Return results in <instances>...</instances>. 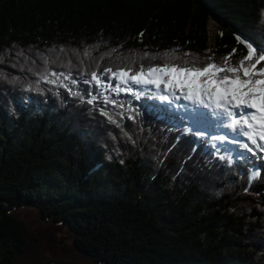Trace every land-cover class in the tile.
Returning <instances> with one entry per match:
<instances>
[{"label": "trees", "instance_id": "obj_1", "mask_svg": "<svg viewBox=\"0 0 264 264\" xmlns=\"http://www.w3.org/2000/svg\"><path fill=\"white\" fill-rule=\"evenodd\" d=\"M262 12L264 0H0V264L49 262L27 207L101 264H264V158L229 163L150 92H106L120 108L59 86L86 101L93 71L203 65L233 49L237 61L236 36L264 48ZM100 108L123 113L131 139Z\"/></svg>", "mask_w": 264, "mask_h": 264}, {"label": "snow or ice", "instance_id": "obj_2", "mask_svg": "<svg viewBox=\"0 0 264 264\" xmlns=\"http://www.w3.org/2000/svg\"><path fill=\"white\" fill-rule=\"evenodd\" d=\"M261 15L264 20V12ZM140 35L142 36L143 33ZM220 35L222 36L223 33ZM236 40L245 45L246 54H242L237 61L231 63L229 61L236 49H233L232 53L223 57L219 62L208 57L210 62L203 65H197L195 62L191 65L188 62H184L183 65L164 62L147 67L141 64L136 69L121 67L115 71L109 67L104 69L102 74L93 71L91 78L83 80V83L91 85L94 82L98 91L92 94V90L89 89V98L86 101L83 100V93L73 91L69 84L60 82L59 86L65 88L72 96L82 97V102L89 105L102 99L105 105L111 104L120 108L125 107V102L105 95L106 92L114 93L117 96L125 93L139 100L149 92V89L137 86H154L156 91L150 93L153 99L169 104H174L175 101L181 99L189 102L179 106L184 110L182 119L186 118L191 122V126L184 129L185 133H190L195 137L206 136L207 132L202 129L207 126L210 118L208 113L200 111L199 108L210 109L215 126L218 129L226 128L230 130V134H235L237 137L231 143L240 144L243 149L255 156L256 152L253 147H250L248 142L241 141L239 137L246 138L256 149L264 152V143H261L264 142V48L240 36H236ZM186 55H190V53H186ZM221 73L224 75H220ZM0 75H4V73H0ZM48 75V70L45 69V72L40 75V79L56 85L58 81L48 79ZM50 75L51 77L65 76L64 73L55 71H52ZM105 75H107V80L104 79ZM66 78L71 85L78 84L76 79L71 78L70 73ZM16 79L19 77L10 82H15ZM113 80L116 81L114 85L111 82ZM36 91L43 92V89L37 87ZM177 92L180 94L178 95ZM55 94L59 95L58 92ZM128 107L129 111H135L131 108V102H128ZM100 113L107 118L109 123L120 128L123 135L129 136V133L123 129L122 124L116 118V116L123 117V113H117L114 116L104 108H100ZM129 119H135V117L130 116ZM129 139H131L130 136ZM211 139L227 141L229 135H217ZM224 158L221 157V159ZM228 159L231 163V157ZM259 175V171L252 172L250 181Z\"/></svg>", "mask_w": 264, "mask_h": 264}, {"label": "rangeland", "instance_id": "obj_3", "mask_svg": "<svg viewBox=\"0 0 264 264\" xmlns=\"http://www.w3.org/2000/svg\"><path fill=\"white\" fill-rule=\"evenodd\" d=\"M215 33L216 24L212 22L210 26L211 37H214ZM220 75H224V73H221ZM140 87H147L156 91L154 86ZM163 87L164 86L162 85V89ZM181 101L184 102L183 99H181ZM207 113L211 114V111ZM209 117L211 118V121H213V117ZM202 130H205L209 135L213 136L223 135L222 133H217L216 128L208 124ZM220 145L223 146V142H221ZM235 149L236 148H234V150ZM253 149L256 152L255 156L249 152L243 155L254 162H258L259 158L264 155V152L256 149L254 145ZM17 211L19 212V215L30 224L33 233L42 240L44 244V258L49 260L47 264H101L78 252L72 243L70 235L59 225L48 223L47 221L42 220L39 213L35 209L27 207L18 209Z\"/></svg>", "mask_w": 264, "mask_h": 264}, {"label": "bare ground", "instance_id": "obj_4", "mask_svg": "<svg viewBox=\"0 0 264 264\" xmlns=\"http://www.w3.org/2000/svg\"><path fill=\"white\" fill-rule=\"evenodd\" d=\"M199 110H201V108H199ZM201 111H203V112H209V111H211L210 109H205V108H203V110H201ZM210 118V117H209ZM214 119V118H213ZM209 121H211V118L209 119ZM226 131H229L228 129L226 130Z\"/></svg>", "mask_w": 264, "mask_h": 264}]
</instances>
